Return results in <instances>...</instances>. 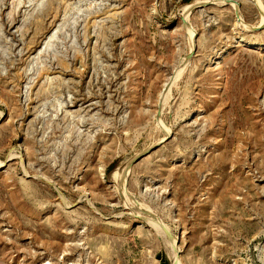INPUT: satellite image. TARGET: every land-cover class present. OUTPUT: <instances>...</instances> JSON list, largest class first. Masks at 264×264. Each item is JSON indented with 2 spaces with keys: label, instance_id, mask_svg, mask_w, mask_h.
<instances>
[{
  "label": "rangeland",
  "instance_id": "1",
  "mask_svg": "<svg viewBox=\"0 0 264 264\" xmlns=\"http://www.w3.org/2000/svg\"><path fill=\"white\" fill-rule=\"evenodd\" d=\"M174 261L264 264V0H0V264Z\"/></svg>",
  "mask_w": 264,
  "mask_h": 264
},
{
  "label": "water",
  "instance_id": "2",
  "mask_svg": "<svg viewBox=\"0 0 264 264\" xmlns=\"http://www.w3.org/2000/svg\"><path fill=\"white\" fill-rule=\"evenodd\" d=\"M158 116H159V112H158ZM165 233H167V231ZM168 236H169V234H168ZM172 264H175V261Z\"/></svg>",
  "mask_w": 264,
  "mask_h": 264
}]
</instances>
